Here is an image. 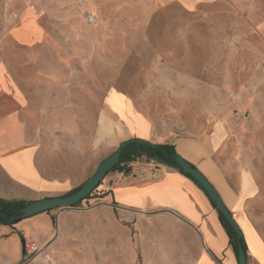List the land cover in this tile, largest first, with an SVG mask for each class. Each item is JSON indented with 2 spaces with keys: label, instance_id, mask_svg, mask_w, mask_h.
Masks as SVG:
<instances>
[{
  "label": "rangeland",
  "instance_id": "374dc122",
  "mask_svg": "<svg viewBox=\"0 0 264 264\" xmlns=\"http://www.w3.org/2000/svg\"><path fill=\"white\" fill-rule=\"evenodd\" d=\"M147 1L0 0V33L32 10L46 30L38 44L56 60V97L45 100L41 119L51 153L44 171L65 162L74 179L86 180L102 158L106 101L122 108L127 100L158 139L221 134L220 158L232 180L240 171L253 178L250 222L264 243V0H199L191 10L179 0L154 8ZM45 81L53 86L48 72ZM133 162L110 171L90 199L110 173ZM90 206L0 226V264H193L172 256L171 243H140L131 226L102 215V205L85 212ZM29 239L37 249L31 258L22 244Z\"/></svg>",
  "mask_w": 264,
  "mask_h": 264
},
{
  "label": "crops",
  "instance_id": "0c3cea01",
  "mask_svg": "<svg viewBox=\"0 0 264 264\" xmlns=\"http://www.w3.org/2000/svg\"><path fill=\"white\" fill-rule=\"evenodd\" d=\"M172 1L148 0L147 4L154 8ZM179 1L189 10L194 1L199 2ZM19 14L21 25L0 33L6 35L4 43H0V199L33 202L65 195L93 173L79 183L68 173L71 167L65 162L57 164L55 171H44L45 157L51 153L42 134L41 119L45 100L56 97V60L38 44L46 30L37 23L34 12L26 9ZM53 15L56 17V11ZM19 32L28 39H19ZM53 32L56 34V27ZM53 46L55 49V41ZM46 72L53 86L46 87ZM50 88L55 93L50 94ZM106 103L105 129L98 135V144L103 147L100 162L119 144L133 139L173 146L176 155L194 166L218 193L243 234L247 263L252 258L256 264H264V243L249 216L256 186L245 171L238 172L232 180V173L220 158L221 134L213 129L161 140L155 136L150 121L135 112L127 100L122 108L113 107L109 100ZM83 203L91 205L85 212L98 210L102 205L101 214L115 216L116 223L131 226L140 243L173 244L172 256L177 258L192 260L193 264H238L219 212L179 169L142 156L129 165L127 173H110L100 186L99 195ZM77 212L83 211L74 207L55 210L46 212L43 218L68 217ZM48 241L43 238V246Z\"/></svg>",
  "mask_w": 264,
  "mask_h": 264
},
{
  "label": "water",
  "instance_id": "95a60500",
  "mask_svg": "<svg viewBox=\"0 0 264 264\" xmlns=\"http://www.w3.org/2000/svg\"><path fill=\"white\" fill-rule=\"evenodd\" d=\"M136 143L138 145H144L149 148H155L156 145L139 140L133 139L127 142H123L118 145L115 151L107 158L103 159L98 165L95 172L90 176L84 184L73 194L63 197H53V198H44L41 200H36L25 205L20 211H18L16 218L17 219H27L38 214L63 210L68 208H73L80 202L87 200L91 194L98 188V186L103 181L104 177L118 165L119 159L122 151L131 143ZM139 155L146 156L145 152L138 151ZM174 164L171 165L172 168L180 169L184 173L188 174L197 184L204 190L206 196L209 198L213 206L219 212L220 216L224 221L230 226L233 232L236 234L237 239L240 240L243 238V234L239 229L238 225L232 218L231 214L228 212L224 204L222 203L218 193L208 182V180L196 169H193L189 163L184 161L178 155L172 157ZM154 162L167 165L157 158L152 159ZM238 264H248L245 254L240 247L237 248Z\"/></svg>",
  "mask_w": 264,
  "mask_h": 264
},
{
  "label": "trees",
  "instance_id": "16d2710c",
  "mask_svg": "<svg viewBox=\"0 0 264 264\" xmlns=\"http://www.w3.org/2000/svg\"><path fill=\"white\" fill-rule=\"evenodd\" d=\"M142 151L146 153V159L147 160H152L153 158H157L158 160L162 161L163 163H166L168 166H171L174 164V161L172 157L176 155L175 149L171 145H156L155 148H149L144 145H138L136 143H131L129 144L121 153L119 163L118 165H121L122 163L125 162H133L136 159L141 158L142 156L139 155L138 151ZM117 165V166H118ZM116 166V167H117ZM114 167L113 169H115ZM193 169H196L194 166L191 165ZM112 169V170H113ZM111 170V171H112ZM179 171L191 179L203 192L204 190L197 184L195 180H193L188 174L184 173L182 170L179 169ZM128 170L125 169L124 173H127ZM205 193V192H204ZM90 199V197L88 198ZM30 202L27 201H5L0 199V226H6V225H12L18 219L16 218L18 211H20L25 205H27ZM81 203V202H80ZM80 203L75 205L74 207L78 206ZM221 219V224L229 238V245L232 247L236 260L238 261V256H237V248L240 245L242 248L246 260L248 261V254H247V246L244 241V238H241L240 240L237 239L236 234L233 232V230L230 228V226L224 221V219L220 216ZM22 244L24 246V242L22 241Z\"/></svg>",
  "mask_w": 264,
  "mask_h": 264
},
{
  "label": "built area",
  "instance_id": "2783aa9c",
  "mask_svg": "<svg viewBox=\"0 0 264 264\" xmlns=\"http://www.w3.org/2000/svg\"><path fill=\"white\" fill-rule=\"evenodd\" d=\"M37 253L36 246L33 243L24 244V254L30 258ZM7 264V263H4Z\"/></svg>",
  "mask_w": 264,
  "mask_h": 264
}]
</instances>
